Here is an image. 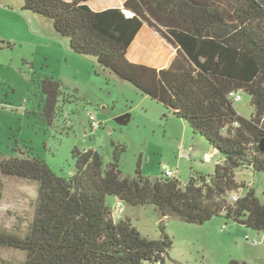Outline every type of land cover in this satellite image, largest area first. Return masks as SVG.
<instances>
[{"label":"trees","instance_id":"16d2710c","mask_svg":"<svg viewBox=\"0 0 264 264\" xmlns=\"http://www.w3.org/2000/svg\"><path fill=\"white\" fill-rule=\"evenodd\" d=\"M21 9L48 18L70 49L160 102L222 154L212 173L150 179L119 168L123 147L105 163L93 149H72L74 171L56 174L37 156L0 157V174L37 183L33 217L25 233L0 225V248L26 252L21 264H166L172 246L144 236L106 203L152 204L161 217L202 224L214 216L264 232V202L252 188L228 201L243 183L235 171H264V0H19ZM171 47L172 49L168 48ZM58 82H41L42 114L56 112ZM250 96L253 112L237 113L230 92ZM3 181L0 178V204ZM1 264H10L1 259ZM227 264H246L230 259Z\"/></svg>","mask_w":264,"mask_h":264},{"label":"rangeland","instance_id":"374dc122","mask_svg":"<svg viewBox=\"0 0 264 264\" xmlns=\"http://www.w3.org/2000/svg\"><path fill=\"white\" fill-rule=\"evenodd\" d=\"M46 78L58 82L60 93L49 122L41 112L45 98L41 82ZM239 94L234 108L249 117L253 112L250 96ZM89 114L100 123L98 129H91ZM124 114V122L116 120ZM115 145L123 147L119 168L124 175L134 176L138 167L150 179L171 171L181 186L191 174L212 173L215 162L223 157L211 152L203 136L160 102L102 67L94 57L73 52L51 20L22 10L19 0H0V157L20 152L37 155L56 174L69 177L74 171L72 149L97 150L107 163L112 161ZM0 178L4 185L0 225L23 234L33 217L37 183L12 175L0 174ZM235 179L245 187L234 193L241 196L252 188L264 202V171L241 167ZM115 202L113 196L106 197L109 206ZM122 204L121 217H128L142 235L158 239L163 226L172 241L166 264H227L230 259L264 264V232L223 215L198 224L161 217L152 204ZM253 238L258 242L252 243ZM25 257V251L0 248V264L1 259L21 264Z\"/></svg>","mask_w":264,"mask_h":264},{"label":"built area","instance_id":"2783aa9c","mask_svg":"<svg viewBox=\"0 0 264 264\" xmlns=\"http://www.w3.org/2000/svg\"><path fill=\"white\" fill-rule=\"evenodd\" d=\"M230 97L233 101H237V100L241 99L239 91L230 92ZM88 118H89V124H90V127L92 130H96L100 127V123L96 120V118L93 114H89ZM165 176L171 177V176H174V174H173V172L170 171L167 174H165ZM230 197L232 199L231 202H234V201H236V199L239 196L236 193H234V191H233L229 194L228 198L230 199ZM122 203H123L122 201L116 199L115 205L112 207L115 217H121L122 216V213H123V207H122L123 204ZM251 242L256 243V242H258V240L256 238H253L251 240Z\"/></svg>","mask_w":264,"mask_h":264},{"label":"water","instance_id":"95a60500","mask_svg":"<svg viewBox=\"0 0 264 264\" xmlns=\"http://www.w3.org/2000/svg\"><path fill=\"white\" fill-rule=\"evenodd\" d=\"M126 117H127V114H124V115H121V116L117 117L116 120L119 121V122H124ZM259 149L262 152H264V138L260 140ZM211 152H212V150H211Z\"/></svg>","mask_w":264,"mask_h":264},{"label":"crops","instance_id":"0c3cea01","mask_svg":"<svg viewBox=\"0 0 264 264\" xmlns=\"http://www.w3.org/2000/svg\"><path fill=\"white\" fill-rule=\"evenodd\" d=\"M92 1V5L95 7V8H101V6H103L105 3H110L112 2L113 0H91ZM19 5L21 6V3L19 1Z\"/></svg>","mask_w":264,"mask_h":264}]
</instances>
